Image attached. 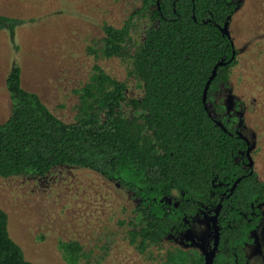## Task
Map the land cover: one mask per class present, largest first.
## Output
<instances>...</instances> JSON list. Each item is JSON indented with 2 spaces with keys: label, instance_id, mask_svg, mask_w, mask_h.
<instances>
[{
  "label": "trees",
  "instance_id": "trees-1",
  "mask_svg": "<svg viewBox=\"0 0 264 264\" xmlns=\"http://www.w3.org/2000/svg\"><path fill=\"white\" fill-rule=\"evenodd\" d=\"M238 11L233 0H143L122 27L106 24L96 50L105 58L131 60L129 73L139 79L143 96L129 100L127 81L97 64L76 91L73 122L26 89L21 67L14 65L6 80L14 108L0 125V177H44L67 165L120 183L138 201V228L129 234L141 252L184 231L200 211L214 216L220 206L214 264H248L245 249L261 224L264 181L246 167L243 139L215 120L206 108L210 96L204 102L216 65L224 62L210 91L219 90L238 64L233 37L223 32ZM138 18H147L148 27L131 49ZM18 23L0 14V30L14 35ZM8 222L0 207V264H35L11 237ZM60 247L67 264H82L87 256L78 242ZM177 251L168 252L171 264H204L202 255Z\"/></svg>",
  "mask_w": 264,
  "mask_h": 264
},
{
  "label": "rangeland",
  "instance_id": "rangeland-1",
  "mask_svg": "<svg viewBox=\"0 0 264 264\" xmlns=\"http://www.w3.org/2000/svg\"><path fill=\"white\" fill-rule=\"evenodd\" d=\"M234 1L246 3L242 2L233 24L239 55L231 69V87L246 104V122L252 128L256 125L259 144L251 155L264 179V0ZM142 5L143 0H0V14L19 21L14 35L9 29L0 30V125L14 108L6 84L14 65L21 67L23 86L38 93L66 122L75 120L76 91L97 64L127 81L129 100L140 99L144 89L129 73L131 60L105 58L96 49L106 24L122 27ZM146 19L135 21L131 49L145 38ZM137 203L120 183L86 168L61 165L44 177H0V207L9 216V233L35 264H67L62 242L82 245L87 253L82 264H171L168 252L177 253L179 247L195 258L202 255L195 243L191 245L186 237V245L180 244L178 236L139 251L129 234L138 228ZM208 217L204 214L200 220ZM205 227L193 225L187 233L200 234L206 243ZM253 237L255 251L252 245L247 249L249 264H264V207L263 221Z\"/></svg>",
  "mask_w": 264,
  "mask_h": 264
},
{
  "label": "flooded vegetation",
  "instance_id": "flooded-vegetation-1",
  "mask_svg": "<svg viewBox=\"0 0 264 264\" xmlns=\"http://www.w3.org/2000/svg\"><path fill=\"white\" fill-rule=\"evenodd\" d=\"M234 2L238 5V9H239L240 6H242L243 1L241 2V5H240V1H234ZM244 3H246V1H244L243 4ZM234 21H235V17L233 19H231L230 24H229V31H230V34L232 37H233ZM233 39H234V37H233ZM236 54L239 55V52H237ZM231 79L232 78L230 75V78L226 82H222L220 84L219 90H216V91L215 90H211V91L209 90V93H208V97L210 96L209 102H212L211 101V99H212L211 95L214 97V99H212L213 100L212 105L209 109L212 112V115L214 116L215 120L221 119L222 121L226 122V124H227V126H229L231 132H233L234 134H236L237 136H239L243 139V141L246 144V150L244 152H242L241 155H242V157H245L248 159V161L246 163V165H247L246 167L252 169V171H256V169H255L256 160L254 159V157H252L251 151H250V154L248 153V149L250 147L255 148L258 146V144H259L258 132H257V130L255 131L256 125L254 128H252L246 122V117H245L246 112H247L246 104H245L243 99L241 100L240 97H238L237 95H234L235 87L234 88L231 87ZM231 96L233 97V100H231V98H232ZM217 105H222L224 107L223 110H218ZM228 106L230 107L229 110H227ZM221 120L218 122H222ZM257 142H258V144H257ZM251 159H252V164H250ZM257 174L259 175L258 172H257ZM259 178H260V180L264 181V179H262L260 177V175H259ZM263 207H264V203L261 204V206H260L261 213H262L261 214V222L263 221ZM210 213H211L210 211H200L196 216L192 217L190 220L187 221V228H185L184 231H179L177 234L176 233L171 234L168 237L171 238V237L178 236L177 241L180 244L184 243L185 245H186L185 240L187 237L189 239L188 242L191 245L193 243H195L197 245V247H199L202 250V256H204L203 248L201 247L202 244L206 247L207 250L211 249V247L214 244V239H213V236H214L213 233L214 232H213L212 222L210 219L212 216ZM204 214L209 216L208 217L209 220H205V219L200 220V218ZM197 223H200L201 225L198 226ZM202 224L206 226L204 228V230L207 233L206 243H202L203 241L201 240L200 234L194 233V234L189 235V233H187V232H189L190 229H192L193 225H195L196 229L197 228L202 229ZM259 226H258V228H259ZM162 242H160L159 244H161ZM254 242H255V239L251 244L247 245L246 249H245L247 257H248V264L250 263L251 256L248 253L247 249H249V247L252 245L251 249H252V252H254L255 251ZM156 245H158V244H156ZM177 249H183V247H179ZM184 250H186V249H184ZM205 262H206V259L204 256V264H205Z\"/></svg>",
  "mask_w": 264,
  "mask_h": 264
},
{
  "label": "water",
  "instance_id": "water-1",
  "mask_svg": "<svg viewBox=\"0 0 264 264\" xmlns=\"http://www.w3.org/2000/svg\"><path fill=\"white\" fill-rule=\"evenodd\" d=\"M159 1V0H158ZM223 32L225 34H227L228 36H230V31L228 29V24L225 25V27L223 28ZM234 57H235V54H234ZM224 65V62H219L214 71H213V75L211 76L210 80L208 81L206 87H205V90H204V102L207 103V99H208V93H209V90H210V87H211V83L212 81L215 79L217 73H218V68L219 66H222ZM206 108L208 109L209 108V105L206 104ZM220 125L224 126L221 122H218ZM251 147L248 149V153L250 154V151H251ZM250 164H252V159L250 160ZM219 209H220V206L216 209V214L214 216L211 217V222H212V227H213V239H214V244L213 246L211 247V249L207 250L206 247L202 244V248H203V254L205 256V259H206V262L205 264H214V260H215V257L218 253V250H219V244H220V227H219V224H218V216H219Z\"/></svg>",
  "mask_w": 264,
  "mask_h": 264
}]
</instances>
